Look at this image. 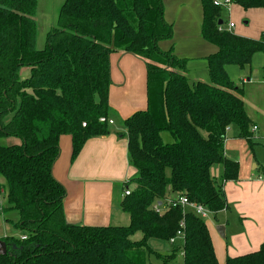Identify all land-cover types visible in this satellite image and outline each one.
Segmentation results:
<instances>
[{
	"label": "trees",
	"instance_id": "1",
	"mask_svg": "<svg viewBox=\"0 0 264 264\" xmlns=\"http://www.w3.org/2000/svg\"><path fill=\"white\" fill-rule=\"evenodd\" d=\"M200 2L201 36L217 51L206 57L208 81L190 82L187 59L158 45L173 35L161 0H63L42 48L36 47L37 0H0V138L20 139L0 144L7 202L2 211H16L13 225L26 236L0 238L7 247L0 264H151L150 255L159 264H176L179 249L182 264H218L204 220L168 199L184 195L211 213L227 207L223 184L237 179L238 164L223 154L226 129L248 139L251 121L243 89L226 67H248L255 54H264V33L254 39L221 30L225 9L212 0ZM230 2L264 9V0ZM117 51L146 66V108L124 120L137 172L129 180L135 187L120 202L129 224H68L66 191L52 174L59 139L70 135L73 160L87 138L109 132L99 118L108 115L109 56ZM21 67L29 68L25 78ZM163 131L174 141L164 143ZM214 165L222 166L219 180L210 175ZM178 230L183 241L169 253L148 244L168 241ZM137 232L141 237L134 239ZM224 264H264V244Z\"/></svg>",
	"mask_w": 264,
	"mask_h": 264
},
{
	"label": "crops",
	"instance_id": "2",
	"mask_svg": "<svg viewBox=\"0 0 264 264\" xmlns=\"http://www.w3.org/2000/svg\"><path fill=\"white\" fill-rule=\"evenodd\" d=\"M161 1L164 19L173 25V35L170 39L159 41L160 48H171L176 56L187 59L185 74L190 82L207 81L206 57L215 53L217 48L201 36L200 0ZM239 18L243 19L244 27L235 30L234 21ZM260 18L264 21L262 8L244 10L231 4L228 10L223 11V22L220 25L227 28L228 23L232 22L231 32L257 39L260 36H255L253 30L243 28L249 27ZM261 29L264 30V25ZM255 57L257 58L253 64ZM194 61L201 62L198 68L201 74H191L190 70L195 68ZM239 69L240 84L245 86L240 87L243 89L245 112L251 121V137L240 138L237 130L229 127L223 140V154L237 162L238 177L223 184L227 207L217 213H210L212 221H204L218 264H224L227 257L256 251L264 244V54H255L248 67ZM109 71L111 83L108 90L107 117L113 121L109 125V132L87 138L73 160L70 135H62L59 139L60 150L53 164L52 174L66 191L63 211L68 224H129V215L121 209L120 202L124 190H132V184L135 187L129 180L137 172L129 161L124 120L132 113L146 108V66L136 56L117 51L109 56ZM253 126L256 127L255 130L252 129ZM221 173V165L210 168V175L215 180H219ZM219 225L223 227L222 234L217 231ZM22 235L24 234L20 236ZM5 236L8 235L0 238ZM140 237L139 233L135 239ZM178 242L180 241L169 242L166 251H161L162 247H150L160 253H169ZM149 261L151 264H159L157 259Z\"/></svg>",
	"mask_w": 264,
	"mask_h": 264
},
{
	"label": "rangeland",
	"instance_id": "3",
	"mask_svg": "<svg viewBox=\"0 0 264 264\" xmlns=\"http://www.w3.org/2000/svg\"><path fill=\"white\" fill-rule=\"evenodd\" d=\"M63 0H38V5H37V13L35 15V20L37 21V38H36V47L37 48H42L44 45V35L45 32L49 29V27L53 26L56 21V16L59 10V7L61 6V3ZM203 20V15L201 18V24ZM236 25V29L238 30L240 27L243 26V19H235L234 21ZM264 25V21L260 18L253 24H251L247 28H243L244 30H253V33L255 36H260L262 33H264V30L260 28ZM173 29V25H172ZM228 29V28H227ZM234 30V32H236ZM258 30H260L258 32ZM159 45V44H158ZM160 47V46H159ZM255 57L253 59V64L256 61ZM195 65L194 69H191L190 72L191 74H201L200 69H198L201 65V62L199 61H194L193 62ZM252 64V65H253ZM226 68L227 74L230 77V79L238 86H242L243 88L245 87L244 85L240 84L241 81L239 79V73L240 69L235 66V65H229ZM29 74V68L28 67H21L19 70V75L20 78H25ZM208 78L205 76V80ZM205 136V135H204ZM161 137L164 143H171L174 141V138L172 137L171 133L168 131H163L161 132ZM20 139L17 137L13 136H7L0 138V144L1 145H11L15 143H19ZM5 180L0 177V236L2 235H8V236H13L15 238H19V236L22 234V231L18 228H16L13 223L17 220L18 216L15 210H9V211H2V207L7 205L6 202V193H5ZM134 185H131V189H133ZM204 221H212L213 218L208 215L207 218H203ZM139 232L135 233L133 238H138ZM148 244L153 248L157 249L162 247L163 249H160L161 251H166L169 248V241L166 240H159V239H150L148 240ZM156 251V250H155ZM157 252V251H156ZM160 253V252H158ZM182 250L179 249L176 254H175V260L176 264H182ZM156 260V258L153 255H150L149 260Z\"/></svg>",
	"mask_w": 264,
	"mask_h": 264
},
{
	"label": "built area",
	"instance_id": "4",
	"mask_svg": "<svg viewBox=\"0 0 264 264\" xmlns=\"http://www.w3.org/2000/svg\"><path fill=\"white\" fill-rule=\"evenodd\" d=\"M212 2L214 3V5L220 6L223 9H226V10H228L229 9V6L232 4L230 2V0H212ZM227 28H223V27H221V25L219 27V29H221V30H228V31H230L233 28V23L232 22H229L228 25H227ZM99 121L106 122L109 125H112L113 124L112 119H110L108 117L107 118L106 117H101V118H99ZM83 125H84V123H83ZM252 129L255 130L256 127L253 126ZM129 192H130V190L128 188H126L124 190V195H128ZM168 204L171 205V206L180 205L183 208V212L186 209H189L195 215H197L198 217H200L202 219L203 218H207V216L211 213L208 209H206L201 204L195 203L193 201H189L187 199V197L184 196V195H176L175 197H173L171 199H168ZM155 209H156V211L160 212V209H157L156 207H155ZM180 226L181 227L183 226L182 222L180 223ZM183 237H184V235H183L182 230H178L173 237L169 238L168 241L170 243H175L177 240H179L180 242H182L183 241ZM25 238H26L25 235L20 236V239H22V240L25 239Z\"/></svg>",
	"mask_w": 264,
	"mask_h": 264
},
{
	"label": "water",
	"instance_id": "5",
	"mask_svg": "<svg viewBox=\"0 0 264 264\" xmlns=\"http://www.w3.org/2000/svg\"><path fill=\"white\" fill-rule=\"evenodd\" d=\"M218 24H221V21L218 22ZM217 231L221 233V231H223V227L221 225L217 226ZM7 252V247H6V243L0 239V253L1 254H6Z\"/></svg>",
	"mask_w": 264,
	"mask_h": 264
}]
</instances>
